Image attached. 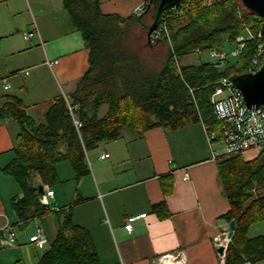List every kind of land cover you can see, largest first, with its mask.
Instances as JSON below:
<instances>
[{
	"label": "crops",
	"instance_id": "crops-1",
	"mask_svg": "<svg viewBox=\"0 0 264 264\" xmlns=\"http://www.w3.org/2000/svg\"><path fill=\"white\" fill-rule=\"evenodd\" d=\"M139 1L101 0L100 7L103 12L128 15ZM27 32L32 34L26 40ZM88 56L62 0H0V102L6 94H14L30 116L43 120L54 96H67L75 89L88 68ZM105 109L103 105L98 113ZM203 124L199 117L178 126L123 129L118 138L85 151L89 172L77 179L69 163L57 162L53 196L46 197L53 209L19 222L11 200L21 195L19 187L2 170L12 156L18 123L12 118L2 120L0 239L8 231L14 232V238L0 241V264H35L41 253L37 249L42 250L55 235L62 210L89 230L101 264H157L160 256L177 251L183 252V264H223L214 244L229 223L223 216L228 201L217 169L223 152L221 147L215 150V139L209 145ZM104 151L109 156L100 158ZM260 153L264 149L249 159ZM185 172L188 179H183ZM34 180L44 191L47 185ZM162 200L168 212L163 217L153 209ZM141 212L146 215L135 219L127 231L126 217ZM38 226L46 236L42 248L28 236ZM260 234L264 232L248 236Z\"/></svg>",
	"mask_w": 264,
	"mask_h": 264
},
{
	"label": "trees",
	"instance_id": "trees-1",
	"mask_svg": "<svg viewBox=\"0 0 264 264\" xmlns=\"http://www.w3.org/2000/svg\"><path fill=\"white\" fill-rule=\"evenodd\" d=\"M100 1L62 0L72 25L80 31L89 50L88 68L77 80L75 89L67 94L77 103V115L82 122L79 130L67 114L62 94L51 99L41 121L30 116L26 105L14 94H6L0 102V122L12 118L18 123L12 156L2 170L19 187L21 195L11 199L19 222L51 210L40 199L34 178L47 185L44 189H51L58 179L56 164L63 160L69 163L75 179L87 174L85 151L101 141L118 138L123 129L140 131L158 124L178 126L200 116L215 132V139L220 138V124L212 113L210 93L221 77L248 71L250 58L262 40L258 36L260 17L240 0L210 4L181 0L176 13L165 8L157 18V23H166L170 47L161 66L153 69L125 45V40L134 23L147 31L149 24L142 17L152 9L153 20L155 4L139 15H121L103 12ZM245 29L251 37L244 41L234 61L226 59L219 64L200 60L182 64L178 71L175 57L180 59L195 49L230 46ZM103 105L105 112L99 114ZM217 169L228 201L223 216L235 220L223 264H245L248 260L253 263L264 257V234L247 235L249 225L264 217V154L248 160L241 153L221 154ZM153 209L159 216L168 214L163 200L154 204ZM58 215L61 219L56 233L35 264H101L89 230L73 222L70 212L62 210Z\"/></svg>",
	"mask_w": 264,
	"mask_h": 264
},
{
	"label": "built area",
	"instance_id": "built-area-1",
	"mask_svg": "<svg viewBox=\"0 0 264 264\" xmlns=\"http://www.w3.org/2000/svg\"><path fill=\"white\" fill-rule=\"evenodd\" d=\"M196 2H203L204 4H210L218 0H193ZM149 0H140L132 9L134 14H141L147 7ZM180 4V3H179ZM178 6L173 7L174 13L178 11ZM32 32L23 34L24 39H28ZM258 36L260 34L258 33ZM251 37V33L248 29L239 34L234 44L230 45V50L225 49L223 46L211 47L208 49L210 56L215 57V61L219 64L223 63L230 56L237 57L244 46V41ZM261 37V36H260ZM166 39L169 42V33L164 20L159 22L155 28L149 33L147 38L148 42L153 43L159 39ZM198 50V49H196ZM199 51V50H198ZM264 57V43L263 40L257 43L253 55L250 58L248 71H255L263 62ZM178 71L180 70V64L178 58H174ZM26 72V71H24ZM192 93V88H189ZM65 106L67 114L69 115L74 128L78 131L82 122L77 115V103L72 102L67 96H64ZM209 101L214 117L219 121L221 137L223 143L224 155L241 153L247 149H264V105L257 108H248L244 102L243 96L230 80V75L221 77L215 85L213 91L210 93ZM200 117V116H199ZM201 118V117H200ZM204 125L206 132V138L211 145L212 141L216 138V134L213 130L209 129L207 124ZM109 156L107 151L102 152L99 157L106 158ZM188 174H183V179H188ZM47 196H53V189L46 188L44 190V199L46 202ZM53 209V206H50ZM145 212L139 214H133L126 217L124 227L127 231H131L132 222L140 217H144ZM14 238V232L8 231L6 238H1V243L7 240L12 241ZM29 240L33 242L38 248H42L46 243V236L41 227H37L35 232L30 234ZM214 244L218 246L222 244L224 248L229 241L226 238V233L215 237ZM222 258L223 255H220ZM183 252L177 251L174 254L167 253L160 256L157 264H183ZM123 264V263H121ZM245 264H253L251 261H246Z\"/></svg>",
	"mask_w": 264,
	"mask_h": 264
},
{
	"label": "rangeland",
	"instance_id": "rangeland-1",
	"mask_svg": "<svg viewBox=\"0 0 264 264\" xmlns=\"http://www.w3.org/2000/svg\"><path fill=\"white\" fill-rule=\"evenodd\" d=\"M107 1H110V0H107ZM152 12H153L152 9H149L146 13L143 14L142 18L146 24H150L152 22V17H151ZM146 33L147 31L144 27H142L139 23H134L131 27L128 38L125 40V45L135 50L140 55V57L147 63L148 67L157 69L158 67L161 66L162 62L164 61L166 57V52L168 48L170 47L169 46L170 44L169 42H167L168 43L167 44L162 39H159L160 40V41L158 40L159 42H153L150 44V42L149 43L147 42L148 40H147ZM222 46L225 47V49L227 50L228 49L230 50L231 48L229 45L223 44ZM207 51L208 50L198 51L195 49L177 60L180 65L185 64V63H191V62H198L200 60L214 62L216 60L215 57L210 56ZM229 59L231 61H234L235 57L230 56ZM215 140H216L214 142L215 150H219L221 147L222 149L220 150V152H223V145L221 143L222 140L219 138ZM219 140L221 142H219ZM257 151H258L257 149H247L243 151L241 155L244 159H249L253 157L257 153ZM89 152L90 150L88 151V154H90ZM63 164H68V162L63 161ZM61 190L62 189L59 188V192ZM65 197L66 196L64 195V192H62V198H65ZM63 201H66V200L63 199ZM251 224H254V225H252L250 230L247 231V235H252L253 233H263L264 232V218L254 221ZM256 229H259L257 230L259 232H255ZM17 230L19 231V229ZM33 231L30 233H33ZM30 233L28 236H30ZM37 251L41 252L42 250L37 249ZM254 264H264V258L256 261Z\"/></svg>",
	"mask_w": 264,
	"mask_h": 264
},
{
	"label": "water",
	"instance_id": "water-1",
	"mask_svg": "<svg viewBox=\"0 0 264 264\" xmlns=\"http://www.w3.org/2000/svg\"><path fill=\"white\" fill-rule=\"evenodd\" d=\"M181 0H149L148 9L152 4H155V14L152 22L147 25V38L149 33L158 24L157 18L161 11L165 8H173L179 5ZM245 8L249 11L257 14L261 19V27L259 34L264 43V0H240ZM230 80L233 85L240 90L244 102L248 108H257L264 105V57L262 64L255 71H246L230 75ZM37 191L40 199H44V191L42 185H37ZM235 227V220L231 219L228 223V230L226 232V238L228 240L233 234ZM219 255L224 254V246L219 244L216 247Z\"/></svg>",
	"mask_w": 264,
	"mask_h": 264
}]
</instances>
